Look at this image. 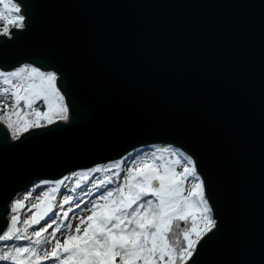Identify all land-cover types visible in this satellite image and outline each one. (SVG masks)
I'll return each mask as SVG.
<instances>
[{"label": "water", "instance_id": "water-1", "mask_svg": "<svg viewBox=\"0 0 264 264\" xmlns=\"http://www.w3.org/2000/svg\"><path fill=\"white\" fill-rule=\"evenodd\" d=\"M19 3L0 70L55 72L69 118L16 140L0 124V231L29 185L165 144L194 160L216 220L196 264H264V0Z\"/></svg>", "mask_w": 264, "mask_h": 264}, {"label": "snow or ice", "instance_id": "snow-or-ice-1", "mask_svg": "<svg viewBox=\"0 0 264 264\" xmlns=\"http://www.w3.org/2000/svg\"><path fill=\"white\" fill-rule=\"evenodd\" d=\"M21 11L19 0H0V21H3L0 37L10 40L16 35L13 29L25 28ZM0 85H3L0 124L11 131L14 140L31 128L69 118L55 72L24 65L13 71H0ZM38 102L46 105V110L41 111ZM124 164L126 171L122 179L120 171L113 173L118 183L114 184L108 177L94 186L100 191L94 202L88 201L89 214L77 217L79 222L74 227L71 222L66 223L71 209L62 213L53 211V194L59 191L58 186L37 196L31 205L27 201L40 184L25 193L23 199L14 200L10 220L0 231V247L4 249L0 252V262L189 264L191 261L196 264L192 258L198 245L217 224L194 160L169 146H161L128 153ZM120 168L121 164L115 163L103 171ZM76 187H81L79 182ZM72 199L68 196L60 207ZM80 203L75 206L79 208ZM22 213L28 218L21 222ZM37 225L39 228H34ZM29 229H33L30 234ZM17 241H28L29 245L22 246Z\"/></svg>", "mask_w": 264, "mask_h": 264}, {"label": "trees", "instance_id": "trees-1", "mask_svg": "<svg viewBox=\"0 0 264 264\" xmlns=\"http://www.w3.org/2000/svg\"><path fill=\"white\" fill-rule=\"evenodd\" d=\"M2 28H3V21H0V29H2ZM27 65H29V64H27ZM0 71H2V70H0ZM38 105H42V102H38ZM40 110L41 111H44L46 109L42 105L40 107ZM2 115H3V110H2V112H0V116H2ZM56 120H58V119H56ZM7 131H8V133H7L8 134L7 135L8 138L9 139H13L12 138V135H11V131L9 129H7ZM161 145H165V144H155V145H150V146H146V147H140V148H137V149H141L142 150V149H146V148H149V147L156 148V147H159ZM166 146H169L171 148H175V147L170 146V145H166ZM137 149H134V150H132V151H130L128 153H134L135 150H137ZM175 149H177V148H175ZM128 153H126L124 156H122L118 160L111 161V162H106V163H102V164H99V165H95L93 168H90V169L77 171V173L79 175V179H78L77 182L80 183L81 187L80 188H77L76 187V184L77 183H76L75 185H73L72 189L68 191L69 192V195L68 196H71L73 199H72V201L69 204H66V205L69 206V208L66 211H68L69 209H71V211H69L68 221H66V223L67 222H70V218H71V216L74 213H78V212L82 211L83 208H85V207H89L90 208V205H89L90 203H88V201H93L94 202L95 197L98 195V193H99L100 190L95 189L94 186L97 183H99V181H101V180H103L105 178L110 177V178H112L114 184L115 183H118L119 181L116 180V177L113 174L116 171H120V173H121V179H122L123 174L126 171V167H125L124 161L127 158ZM115 163H120L121 164V168L120 169H113V171H111V172L103 171V169L109 168V167H111V165H113ZM128 164L130 165L131 164V161H128ZM94 168H101L102 171H100V172L91 171ZM63 180H64V177L61 178V179H59L56 182H53V184H56L57 182H60V181H63ZM105 187L111 188V187H113V185H105ZM81 201H82V203H80V207L77 208L75 206L76 203L81 202ZM55 209H56V206L54 207L53 211ZM56 212L57 213H62L63 210H58ZM56 218H57V220H59L60 217L58 216ZM50 231H51V229H49V232ZM58 235H60V234L58 233L57 236ZM45 236H47V233L45 234ZM9 243H12V242H9ZM15 243L16 244H19V245H22V246H28V244H29L28 241H17ZM3 250L4 249L2 247H0V252H2ZM0 264H6V262H0ZM42 264H47V261L42 262Z\"/></svg>", "mask_w": 264, "mask_h": 264}, {"label": "rangeland", "instance_id": "rangeland-1", "mask_svg": "<svg viewBox=\"0 0 264 264\" xmlns=\"http://www.w3.org/2000/svg\"><path fill=\"white\" fill-rule=\"evenodd\" d=\"M24 65H27V64H22V65H19V66H17V67H15L13 70H15L16 68H18V67H21V66H24ZM32 66V65H31ZM13 70H11V71H13ZM45 72H49V71H45ZM52 72V71H51ZM3 85H0V87H2ZM9 104H10V101H9ZM44 107H45V109H46V105H43ZM0 112H2V107H0ZM30 118H32V117H29V119ZM11 135H12V133H11ZM161 146H166V145H161ZM161 146H159V147H161ZM174 150H178V149H175V148H173ZM178 151H180V150H178ZM180 152H182V151H180ZM185 154V153H184ZM139 159V158H138ZM95 166V165H94ZM93 166V167H94ZM93 167H91V168H93ZM90 169V168H89ZM77 171H79V170H77ZM77 171H72V172H69L68 174H66L65 176H64V180H63V183L62 184H53V182H56V181H58V180H56V181H37V182H35V183H33V184H31V185H29L26 189H24L23 191H20L19 193H17V195L11 200V202L9 203V205H8V207H9V211H8V213L6 214V218H7V221L8 220H10V215H11V213H10V206H11V204H12V202L14 201V200H17V199H23V196H24V194L25 193H27L29 190H32L33 188H34V186L35 185H37V184H40L41 185V187L40 188H38V189H35L34 191H33V196H32V198L30 199V200H28L27 201V205H31L32 203H35L36 202V197L37 196H40V195H42V193L43 192H45V191H48L49 189H51L52 187H59V191L58 192H56V193H54L53 195L55 196V200H54V205L56 206V209L54 210V212H56V211H58V210H63V211H66L68 208H69V206L68 205H63V207L61 208L60 207V205L62 204V202H63V200L65 199V198H67L68 197V195H69V190H71L72 189V187H73V185H75L76 183H77V181H78V179H79V175H78V173H77ZM63 178V177H62ZM189 187H190V185H188ZM28 189V190H27ZM90 205V207H91V204H89ZM87 208H89V207H87ZM89 213H88V211L86 210V207L85 208H83V210L82 211H80V212H78V213H74L72 216H71V218H70V222L73 224V227L75 226V224L76 223H78L79 221H78V219H77V217H83V216H87ZM28 217H27V215H25V214H21V217H20V219H21V222L24 220V219H27ZM42 224L44 223L43 221L41 222ZM34 228H39V225H37V226H34ZM33 229H29V234L31 233V231H32ZM51 232V231H50ZM58 238H61L60 237V235H58ZM29 245V244H28ZM49 248H50V246H48ZM47 264H51V262L50 261H47Z\"/></svg>", "mask_w": 264, "mask_h": 264}]
</instances>
